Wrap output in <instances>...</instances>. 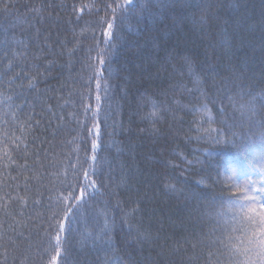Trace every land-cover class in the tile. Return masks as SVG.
<instances>
[{"label": "trees", "instance_id": "1", "mask_svg": "<svg viewBox=\"0 0 264 264\" xmlns=\"http://www.w3.org/2000/svg\"><path fill=\"white\" fill-rule=\"evenodd\" d=\"M261 182L264 0H0V264H228Z\"/></svg>", "mask_w": 264, "mask_h": 264}, {"label": "snow or ice", "instance_id": "2", "mask_svg": "<svg viewBox=\"0 0 264 264\" xmlns=\"http://www.w3.org/2000/svg\"><path fill=\"white\" fill-rule=\"evenodd\" d=\"M130 6L134 8L136 5L131 4ZM123 7L125 6L117 5V8ZM108 27L110 29L112 24L109 23ZM105 36L110 37L111 33L106 32ZM105 43H107V40H105ZM101 63L103 62L101 61ZM97 100L99 101V96H97ZM153 115H155V112ZM95 148L96 145H93V151H95ZM93 160H95V157H93ZM95 175L96 171L91 165L84 170L86 181H89V178ZM255 186L249 184V191L244 193V201L237 197L235 203L230 202L228 204V208L233 214L223 219L224 238L220 240V243L223 244L222 254L229 257L228 264H264V182H261L257 190L253 192L252 188ZM89 187L93 191L97 190L95 180H90L89 183L81 185L82 194ZM71 198L76 199L75 197ZM253 205H259V207L253 208ZM75 215L76 213L72 211L71 207L66 209L64 219L67 221V227L61 221L58 229L60 233H70L72 231V221ZM225 249L226 251H224Z\"/></svg>", "mask_w": 264, "mask_h": 264}]
</instances>
